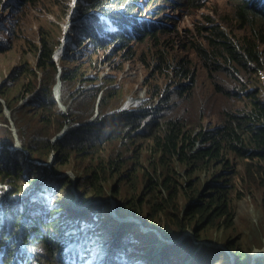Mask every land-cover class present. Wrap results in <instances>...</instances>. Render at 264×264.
Wrapping results in <instances>:
<instances>
[{"label":"rangeland","instance_id":"rangeland-1","mask_svg":"<svg viewBox=\"0 0 264 264\" xmlns=\"http://www.w3.org/2000/svg\"><path fill=\"white\" fill-rule=\"evenodd\" d=\"M9 1L0 0V41L6 39L5 44L0 46V148L1 145L18 148L17 153L24 154L22 160L29 161L36 167L34 170L27 171L26 179L20 175L14 182L10 178L1 181L0 191L8 190L9 186L17 184L24 187L25 192L20 195L25 197L28 192H32L33 187L29 184L31 181L49 184L45 179L46 175L41 177L38 173L42 170L58 185L57 189L52 188L45 193L47 205L51 207L61 203L63 201L61 198L68 194L63 181L74 179L76 175L81 176L82 181L86 180L81 171L91 163L86 161L78 166L71 164L62 166L59 164L61 159L58 158L56 150L48 154V146L33 139L29 131L39 122L40 113L30 104L27 107L25 105L31 101V95H27V89L35 94L37 85L30 89L34 77L27 72H22V69L26 63L34 68L40 47L39 35L47 41H51L53 37L59 40L62 25L66 19L64 6L68 0H30L29 4L22 5L21 2L8 10ZM253 1L264 3V0ZM236 2L238 0H146L142 3L146 11L150 10L157 17L156 19L160 20V25L164 26L159 29L162 33L155 41L138 40L118 52L112 48H104V51L94 56L87 48H82L77 54L78 58L74 57L69 63L64 62L66 56L60 58L61 70L68 72L69 75V82L66 84L67 93H69L65 98L66 106L74 97L82 99L87 88L90 87L88 92L93 93L105 80L109 79L110 88L113 91H107L105 101L113 107V110L122 107L128 99L140 100L142 96L146 98L145 83H147L157 88L158 99L162 98L159 106L170 100L173 105L176 104L174 112H177L181 105L176 101L174 81L177 82L178 78L164 69L184 64L186 69H189L188 73H194L196 80L193 89L188 90L191 100L200 105L205 104L208 108V113L195 114L192 118L206 121L204 125L206 130L212 128L208 122L210 119H216L218 126H221L226 118L223 111L247 109L245 101L231 99V97L235 94L243 96L239 90L250 80L248 75L250 70L242 69L240 72H235L232 70L237 67L235 64H231L232 68L223 66V70H212V58L208 57L210 59L205 61L202 52L206 53L211 49L208 47V40L213 37L215 31L225 32L226 38L231 42L243 36H250L249 31L253 25L254 28L264 31V16L253 18L255 21L245 26H241L235 20V12L239 5ZM66 31L65 26L63 32ZM198 46L203 49L200 50L202 52L196 48ZM164 62H167L168 66H165ZM224 64H226L225 57H223ZM13 66L18 67L14 74L10 72ZM96 73H99L98 81L89 86V82L85 79L94 78ZM44 75L51 80L52 72L49 68L44 71ZM53 81L55 82V79ZM216 86L221 89L217 90ZM248 87H255L257 95L264 94V77L261 79L258 76ZM153 102L155 103V100ZM82 105V108L86 106L84 103ZM55 109L59 111L58 107ZM174 112L171 111L166 116L171 117ZM163 113L165 112H161V115ZM48 118L51 128L57 127L59 119ZM140 129L132 133L135 135L141 131ZM129 141L131 140L121 143L119 139H116L109 143V140H101L96 143V152H98L96 157L106 156L104 162L111 164L116 160V155L112 152H116L128 163L136 161L140 163L139 158L144 153L147 141L143 135L133 140V146L129 144ZM22 142L25 145H31L36 151L34 159L28 155L33 151L32 148L27 146L28 149L24 151ZM0 158H2L1 155ZM237 163H240V160H237ZM22 165L27 169V163ZM9 167L6 165L3 169ZM117 175L118 173L113 176L110 173L101 174V177L105 176L107 179L101 186H97L102 190L106 189V194L109 195L103 200L111 197L117 201V205L96 213L93 207L78 213L72 211L75 217L79 218L77 223L81 226L80 231L84 233L81 240H84L82 245L85 250L81 264L112 263L118 258L112 249L117 241L131 250L128 253L137 262L136 264H164L170 255L169 261L173 264H236L238 259L247 260L248 264H256L264 260V184L260 182L264 179V174L259 178L256 176L253 182L243 166L234 168L226 177L229 181L228 194L233 212L231 220L224 221L220 228L209 227L203 231L200 229L193 231L191 224L187 227L173 225L167 219L164 212H177L174 206H184L183 198L174 199L162 207L158 205L161 212L156 215L139 218L140 215H146L147 211H152L150 205L153 203H149L148 206L144 204V208L139 209V204H136L133 197L144 193L146 201L154 199L160 203L165 199L164 192L162 190L160 193L155 191L153 194H150L148 190L144 192L142 180L137 174L132 176L131 187L124 181L119 183ZM202 179L204 178L201 177ZM95 182L96 180L86 183L82 190L86 192L88 186L95 185ZM115 184L121 187L118 197L107 189ZM55 190L57 197L53 198ZM93 193L94 190L89 191L86 200H89ZM93 200L98 204L101 202L98 196H95ZM67 201L73 202L70 199H66V203H69ZM129 203L136 205L135 213L132 215L139 218V221L126 217L120 212L128 210L129 207H124L123 204ZM207 203L205 202L204 205ZM97 206L101 207V205ZM117 206H119L118 209ZM61 207L64 209L63 206ZM98 213H100L99 216ZM118 217L124 218L125 223L134 224V230L129 233L128 227L120 225L117 221ZM193 217L199 219L198 215ZM118 235L126 239L117 238ZM162 235L166 239L160 241L159 237ZM167 238H171L172 244L175 245L165 248ZM172 250L180 251L179 258H174L171 254ZM237 250L246 252L238 255ZM49 261L50 258H47L46 264Z\"/></svg>","mask_w":264,"mask_h":264},{"label":"clouds","instance_id":"clouds-1","mask_svg":"<svg viewBox=\"0 0 264 264\" xmlns=\"http://www.w3.org/2000/svg\"><path fill=\"white\" fill-rule=\"evenodd\" d=\"M29 1L10 0L7 3L8 10L21 2L22 5L29 4ZM115 1L118 5L113 0H68V3L64 6L66 19L62 25L59 40L57 37H53L51 41H47L39 35L40 47L38 48L35 66L32 68L26 63L22 69V72H27L34 77L30 89L32 90L37 85L35 94L27 89V95H31V101L25 105L27 107L30 104L32 108L39 110L40 113L39 122L29 131L31 136L38 128L46 131L48 125L51 127L48 117L58 118L59 123L57 125L59 129L49 137L48 142L50 143L48 144L50 147L60 144L62 148L58 150L48 147V154L56 150L58 158L61 159L59 164L62 166L69 164L78 166L86 161L91 163L90 166H85V169L81 171L86 180L82 181L80 179L82 177L76 175L74 179L63 181L68 194L61 198L63 201L58 205L54 204L51 207L47 205L46 192L42 191L51 190L58 185L42 170L38 173L41 177L45 174V179L49 184L45 185L38 181L32 182V192L25 195L24 202L28 205L30 202L41 201L43 205L47 206V208L45 207L46 210L54 212L53 215L50 214L51 218L60 216L63 219L65 216H71V219L77 222L79 218H76L72 211L78 213L93 207V211L96 213L99 210L117 205V201L111 197L103 200L109 195L106 194V189L102 190L97 187L101 186L107 179L105 176L101 177V174L110 173L113 176L118 173V182L124 181L129 184V187L132 186L130 182L132 176L137 174L142 180L144 192L148 190L150 194H153L155 191L160 193V190H162L165 196V199L160 203L154 199L146 201L144 193L133 197L134 201L137 202L136 204H139V209L144 208V204L148 206L149 203H153V205H150L152 211H147L146 215H140L139 218L156 215L161 212L158 205L162 207L171 203L174 199L183 198L184 206H174L177 212H164V214L173 225L179 224L181 227H187L188 224H191L192 230L196 231L205 225L207 218L211 215L213 208L209 205L215 207L213 202H209L212 197L226 195L231 208V199L228 194L229 187L227 185L229 181L226 177L231 174L234 168L243 166L253 182L256 176L259 178L264 174V148L259 149L254 145L255 136L264 135V115H260L255 106V104L264 105V94L257 95L255 87H248L255 82L258 76L263 79L264 70H254L253 66L249 65L250 73L248 75L250 80L244 83L239 90L243 96L235 94L231 97V99L245 101L247 103L245 108L247 109L223 111L226 118L222 125L218 126L216 119H210L208 122H210L209 125L212 128L207 130L204 128L206 121L192 118L195 114L208 113V108L205 104L200 105L191 100L188 90H192L195 86V84L192 86L194 73L190 72V76H184V73L189 71L184 64L164 69V71L170 72L174 74L175 78H178L177 82L174 81L176 83L174 86L176 101L181 105L177 112H174L176 104L173 105L170 100L159 106L162 98L158 99L159 92L157 88L147 83H145L146 98L142 96L140 100L128 99L122 107L113 110V107L105 101L107 91H113L110 88L109 79L105 80L99 89L93 93L88 92L91 89L90 87L87 88L82 99L74 97L71 103L66 106L65 98L69 95L66 84L69 82V75L68 72L61 70L60 58L66 56L64 62L69 63L74 57L78 58L77 54L82 48H87L89 52H92V56L104 51V48H112L115 52H118L132 42L143 40L148 33L155 30L159 31L160 28L164 27L160 25V20L156 19L157 17L150 10L146 11L142 4L146 0ZM128 1H131L130 5L126 4ZM243 1L256 11L264 10V3L253 0ZM127 6L129 8H125ZM262 16H264V12ZM65 26L67 31L64 33ZM5 42L6 39L1 40L0 46ZM164 65L168 66V63L164 62ZM48 68L52 72L51 80H48L44 75V71ZM17 69L18 67L13 66L10 72L14 74ZM98 77L99 73H96L94 78H86L85 81L89 82L88 85L90 86L98 81ZM53 79H55V82ZM183 85L185 87H182ZM216 88L217 90L221 89L218 86ZM153 100H155V103ZM157 100L158 103H156ZM82 103L86 104L84 108H82ZM34 104L36 105L34 106ZM56 107L59 108V111L55 109ZM171 111L174 112L173 115L167 117L166 115ZM161 112L165 113L161 115ZM139 129L141 131L135 135L132 133ZM224 130L227 131V141L221 142L217 135ZM140 135H143L147 141L144 153L139 158L140 163L137 161L128 163L122 155L116 152H112L116 155V160L111 164L104 162L106 156L104 158L96 157V154H98L96 143L99 141L109 140L110 143L119 139L122 143L130 139L129 144L133 146V140ZM23 146L24 151H26L27 146L30 147L31 145L23 143ZM3 147L6 146L1 145L0 151ZM12 150L13 152L19 151L18 148H12ZM237 160H240V163H237ZM31 165L30 170H34L36 166L33 163ZM133 166H136L134 173L131 170ZM255 166H259L260 169L254 171ZM201 177L204 179L201 180ZM93 180H96L95 185L88 186V190L84 192L82 187ZM260 182L264 184V179ZM107 189L115 197H118L121 191L119 184L111 185ZM92 190H94V193L89 200H86L87 193ZM6 191L8 190L0 191V213L5 205L3 194ZM95 196L100 198L101 202L99 204L93 200ZM52 197H57L56 190L53 192ZM21 198L23 199L24 196ZM19 199L16 201H19ZM66 199L73 201L70 206L66 204ZM205 202L208 203L204 205ZM97 205H101V207ZM123 206L129 208L120 212L126 217L135 218L132 213H135L136 205L129 203L123 204ZM222 211H225V208ZM194 215H198L199 219H195ZM189 217L191 218L188 219ZM205 217L206 219H203ZM139 218H135V221H139ZM202 219L203 221L200 222ZM127 224L134 225L132 223ZM135 224L139 225L138 223ZM80 227L79 224L75 225L71 242L69 237H66V245L69 248L76 249L77 264H81L85 250L82 245L84 240H81L84 233L80 231ZM200 231L203 230L200 229ZM117 238L126 239L120 235ZM165 239L163 235L159 237L160 241ZM167 240L165 248L175 245L172 244L171 238H167ZM76 246H79V248H76ZM112 249L118 258L109 264L137 263L128 253L131 250L126 249L123 243L117 241L115 245L113 244ZM171 254L174 258H179L180 251L172 250ZM170 259L171 255L164 264H173L169 261ZM258 262L264 264V260ZM0 264H13L5 260L3 247H0ZM24 264L31 263L26 262Z\"/></svg>","mask_w":264,"mask_h":264},{"label":"trees","instance_id":"trees-1","mask_svg":"<svg viewBox=\"0 0 264 264\" xmlns=\"http://www.w3.org/2000/svg\"><path fill=\"white\" fill-rule=\"evenodd\" d=\"M113 1L118 5L115 0ZM236 3H239V5L235 12V20L241 26L251 25L255 21L253 18L262 16L264 12V10H254L243 0H238ZM126 4L130 5L131 1H128ZM125 8H129V6ZM161 33L158 30L152 31L144 36V39L154 41ZM225 34L223 31L213 32V37L208 40V47L211 49L206 53L205 51H200L203 49L199 46L196 47L204 54L205 61L212 58V70H223V66L232 68L231 64L237 66L236 68H232L235 72L249 69V65H252L254 70H264V31L260 28H254L253 25L249 31L250 36H243L234 42L226 38ZM223 57L226 58V64L224 65ZM190 75L191 73H184L186 77ZM194 84L195 75H193L192 86ZM255 106L258 109V113L264 115V105L255 104ZM46 129V131L41 128L36 129L32 136L33 139L38 140V143L43 141V145H47L49 148L60 150L62 145L56 144V146L50 147L48 144L49 137L59 129V126L51 128L48 125ZM226 134L227 131L224 130L217 135L221 142L227 141ZM254 145L259 149H263L264 135H256ZM28 148H32L33 151L30 155L34 159L36 151L32 146ZM0 155L2 157L0 158V176H2L0 183L9 178L14 182L20 175H23V178L26 179L27 171L32 168V165L29 161L22 160L24 157L23 153L13 152L10 147H3ZM22 163H27V169L24 168ZM6 165L10 167L3 169ZM254 169L259 170L260 167L255 166ZM131 170L134 173L136 166H133ZM31 183L32 181L29 184ZM24 192L23 186L15 184L14 186H9L8 191L3 195L5 205L0 213V247L4 249L5 260L13 264H24L26 262L31 264H46L47 258H50L47 264H77L76 249L69 248L66 245V237H69L70 242L73 239L75 225H78L76 220L71 219V216H65L63 219L60 216L51 218L54 212L46 210L47 206L43 205L41 201L30 202L26 205L24 202L25 197L22 199V195H20ZM17 199L19 201H16ZM209 202H213L215 207L209 205L213 208V211H211V215L207 218L205 225L199 228L202 230L209 227L220 228L224 221L231 220L232 207L230 208L226 195L212 197ZM223 208H225V211H222ZM206 217L203 219H206ZM115 247L118 249L119 245ZM76 248H79V246H76ZM237 253L238 255L243 254L240 251H237ZM247 263V260L238 259L236 264ZM258 264L263 263L258 262Z\"/></svg>","mask_w":264,"mask_h":264},{"label":"bare ground","instance_id":"bare-ground-1","mask_svg":"<svg viewBox=\"0 0 264 264\" xmlns=\"http://www.w3.org/2000/svg\"><path fill=\"white\" fill-rule=\"evenodd\" d=\"M42 192H47V191H42ZM69 202V201H67ZM72 202H69V203H66L68 206L71 205ZM117 221L120 223V225H127L128 226V229H129V232H132L134 230V225H130V224H127L125 223V220L122 219V218H117ZM139 230H142V229H139ZM239 252V251H238ZM244 251H240V253H243ZM251 259L253 260L254 258L251 257Z\"/></svg>","mask_w":264,"mask_h":264},{"label":"flooded vegetation","instance_id":"flooded-vegetation-1","mask_svg":"<svg viewBox=\"0 0 264 264\" xmlns=\"http://www.w3.org/2000/svg\"><path fill=\"white\" fill-rule=\"evenodd\" d=\"M184 70H185V68H184ZM182 87H185V86L183 85Z\"/></svg>","mask_w":264,"mask_h":264}]
</instances>
